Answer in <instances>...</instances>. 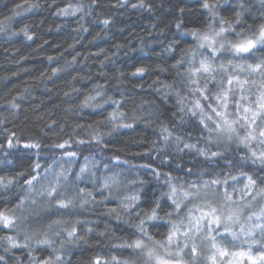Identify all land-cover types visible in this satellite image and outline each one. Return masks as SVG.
<instances>
[{"label":"trees","instance_id":"1","mask_svg":"<svg viewBox=\"0 0 264 264\" xmlns=\"http://www.w3.org/2000/svg\"><path fill=\"white\" fill-rule=\"evenodd\" d=\"M202 2L0 0V143H5L9 132H15L22 141L34 139L44 145L40 156L32 150V160L23 161L11 155L6 158V144L0 149V176L5 181L13 179L7 187L0 185V209L23 201L19 216L27 218L16 233L3 229L0 237L17 235L23 242L26 232L33 237L32 256L43 258L51 249L35 240L47 234L59 249L60 241L68 239L62 229L75 225L83 239L64 245L60 254L65 264H92L97 256L109 261L116 256L123 264L135 257L119 245L133 238V225L139 222L136 212L149 211L155 198L168 191L167 174L173 183L186 184L217 178L218 173L238 176L240 171L252 174L257 170L241 159L245 152L237 151L235 144L208 143L199 118L187 109L179 111L177 91L186 97L188 107L196 97L186 83H180L187 64L179 69V77L173 65L184 50L195 47L194 39L184 33L206 28L208 13ZM219 3L220 14L234 19L239 0ZM244 3L246 25L256 27L264 22L262 0ZM64 9L68 15L63 14ZM256 56L264 58V50H258ZM228 58L227 54L220 57L225 62ZM140 67L146 69L144 74L133 75ZM203 83L201 78V86ZM170 84L172 88L167 87ZM209 89L217 90L213 84ZM252 92H257L255 86ZM114 112L122 116L112 121L109 116ZM177 136L182 138L179 148L184 143L195 144L207 154L195 149L178 151ZM65 141L68 144L63 149L51 147ZM68 151L76 156H66ZM211 152L223 155L212 157ZM37 161L41 168L29 186L25 180L31 178L30 165ZM82 166L87 171L77 180ZM19 172L25 175L19 176ZM112 177L118 183H112ZM106 179L109 188L104 187ZM49 186L57 187L54 197L41 196ZM80 189L92 195H79ZM134 194H139L140 201L129 214L122 202L127 203L125 197ZM58 200L72 203L61 208ZM165 200L161 199L162 217L171 210ZM146 226L155 231L150 224ZM5 247L7 243L0 241V256L5 257L0 264H29L28 249L4 252ZM186 258L192 262L190 256Z\"/></svg>","mask_w":264,"mask_h":264},{"label":"snow or ice","instance_id":"2","mask_svg":"<svg viewBox=\"0 0 264 264\" xmlns=\"http://www.w3.org/2000/svg\"><path fill=\"white\" fill-rule=\"evenodd\" d=\"M139 6L144 7L143 3ZM202 7L208 13L205 30L197 28L184 33L194 39L195 47L190 46L184 50V55L173 65L179 77L182 75L179 69L187 64L184 69L186 75L180 83H186L191 95L196 97L191 107H188L185 104L186 97L177 91L179 111L183 113L187 109L191 116L199 118L200 125L207 132L205 139L208 143L227 142L229 146L235 144L237 151L245 152L241 159L250 161L257 170L252 174L240 171L238 176L218 173L217 178L186 184L173 183V178L167 174L165 184L168 191L155 198L149 211L136 212L139 222L133 225V238L119 245L130 250L131 255L135 257L123 261V264H137V260L142 261V264H188L186 256L191 257L192 264H264V203H261L264 201V58L256 56L258 50H264V22H260L256 27L252 24L246 25L244 12L247 9L244 0H239V10L234 11V19L225 18L220 14L218 9L222 5L219 0H203ZM63 14L68 15V9H64ZM261 16L264 17V13H261ZM176 27L181 28V24L177 23ZM28 38L31 39L30 36ZM225 54L229 56L226 62L220 59ZM250 59H255L256 62H249ZM145 71V68L140 67L133 75H143ZM257 76L259 80L250 79ZM201 78L204 81L203 86ZM209 84H213L217 90L211 91ZM253 86L257 88L256 93L252 92ZM167 87L172 88L173 85ZM118 116H122V113L114 112L110 114L109 119L115 121ZM167 138L165 137L166 140ZM181 139L176 137L178 151L195 149L201 155L207 154L205 149L197 148L195 144L184 143L183 149L179 148ZM67 144L65 141L51 147L63 149ZM42 147L44 145L38 140L22 141L15 132H9L5 143H0V149H5V157L11 155L18 161L32 160V150H35L36 156H40ZM65 155L74 157L76 153L68 151ZM222 155L220 152H211L212 157ZM228 163L231 165L232 162ZM40 168L38 161L30 165L31 178L25 180L26 184L31 186L33 181L37 180V169ZM48 170L44 169L45 172ZM86 171V166H82L76 179H81ZM18 175L24 176L25 173L19 172ZM60 175H63V172ZM64 178L67 179V176ZM109 179L112 183H118L115 177ZM11 183L12 178L5 181V178L0 176V185L7 187ZM56 184H59V178ZM104 187H110L109 180L104 181ZM56 193L57 187L49 186L41 191L40 195L51 198ZM78 194L92 195L91 192L85 193L84 189H80ZM162 198H166L165 203L170 202L171 209L165 211L163 217L160 215L164 207ZM125 200L127 203L122 202L123 210L130 214L138 207L140 196L129 195ZM71 203L70 200L57 201L61 208H68ZM84 203H87V200H84ZM257 203L260 206L258 210L253 211ZM22 207L23 201L12 208L0 209V230L8 229L13 233L18 231L27 219L15 215ZM157 221L162 223H154ZM53 223L60 225L61 222ZM149 224L155 231L146 226ZM51 227L49 225V228ZM161 228L164 231H160ZM62 231L68 239L60 241L59 249L47 234L43 239L35 240L37 245L51 249L43 258L32 256L33 237L26 232L23 234V242L17 235H5L0 237V241L8 245L3 249L4 252L17 248L28 249L29 264H65L64 257L60 254L64 245L82 240L83 237L78 235L75 225L70 230L63 228ZM88 231L92 229L89 228ZM53 235L59 237L61 232H54ZM4 260L5 257L0 256V262ZM92 264L120 262L116 256H113L111 261L97 256L93 258Z\"/></svg>","mask_w":264,"mask_h":264},{"label":"rangeland","instance_id":"3","mask_svg":"<svg viewBox=\"0 0 264 264\" xmlns=\"http://www.w3.org/2000/svg\"><path fill=\"white\" fill-rule=\"evenodd\" d=\"M261 203H264V201H262ZM259 203H257L256 205H255V207L252 209L253 211H255V210H258V208H259ZM22 210L20 209V210H17V212H15V215L16 216H19V213L21 212ZM182 215H183V213H182ZM243 239V238H242ZM191 258V257H190ZM185 259L188 261V264H192V262L189 260V259H187L186 257H185Z\"/></svg>","mask_w":264,"mask_h":264}]
</instances>
